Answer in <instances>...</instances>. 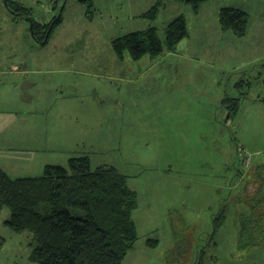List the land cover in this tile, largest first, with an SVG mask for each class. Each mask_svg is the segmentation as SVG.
Instances as JSON below:
<instances>
[{
    "label": "rangeland",
    "instance_id": "374dc122",
    "mask_svg": "<svg viewBox=\"0 0 264 264\" xmlns=\"http://www.w3.org/2000/svg\"><path fill=\"white\" fill-rule=\"evenodd\" d=\"M11 2L31 15L0 0V123L42 126L64 151L53 165L89 156L128 177L138 241L124 264H264V0ZM223 8L248 14L243 36L221 28ZM60 16L46 43L33 36L32 19ZM180 16L188 36L176 51L116 57V38L153 27L164 42ZM9 218L4 209L0 264H34L30 235Z\"/></svg>",
    "mask_w": 264,
    "mask_h": 264
},
{
    "label": "trees",
    "instance_id": "16d2710c",
    "mask_svg": "<svg viewBox=\"0 0 264 264\" xmlns=\"http://www.w3.org/2000/svg\"><path fill=\"white\" fill-rule=\"evenodd\" d=\"M159 6L160 1L143 17L155 19ZM7 8L31 15L30 9L11 0H7ZM60 21L61 16L40 26L32 19L33 36L46 43ZM219 23L224 31L243 36L248 14L240 9L223 8ZM187 36L186 20L180 16L167 25L164 42L151 27L116 38L112 48L119 60L128 53L138 61L145 56L156 58L164 52L176 51ZM238 105L234 101L230 106L232 112L238 110ZM137 207V193L129 187L128 177L113 166L93 168L89 156L73 157L66 166L46 165L39 177L15 179L0 168V213L4 209L10 212L4 224L14 233L30 235L28 259L34 264H123L138 241L133 219ZM227 209V206L220 208L214 221L215 230ZM240 220L243 235L246 234L243 227L249 226V220L244 217ZM146 243L148 247L157 244L156 240ZM4 245L0 236V249Z\"/></svg>",
    "mask_w": 264,
    "mask_h": 264
},
{
    "label": "crops",
    "instance_id": "0c3cea01",
    "mask_svg": "<svg viewBox=\"0 0 264 264\" xmlns=\"http://www.w3.org/2000/svg\"><path fill=\"white\" fill-rule=\"evenodd\" d=\"M41 127L11 119L0 123V168L11 178L42 172L46 165L52 164L48 155H52L56 149L64 152L62 145L53 146V141L46 137L43 133L45 129ZM19 151L22 154L18 155Z\"/></svg>",
    "mask_w": 264,
    "mask_h": 264
},
{
    "label": "water",
    "instance_id": "95a60500",
    "mask_svg": "<svg viewBox=\"0 0 264 264\" xmlns=\"http://www.w3.org/2000/svg\"><path fill=\"white\" fill-rule=\"evenodd\" d=\"M5 4L7 5V0H5ZM30 20V19H29Z\"/></svg>",
    "mask_w": 264,
    "mask_h": 264
}]
</instances>
